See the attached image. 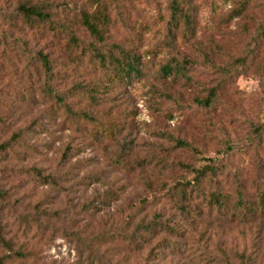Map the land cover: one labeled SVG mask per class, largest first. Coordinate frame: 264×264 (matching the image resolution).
Masks as SVG:
<instances>
[{
    "label": "rangeland",
    "instance_id": "1",
    "mask_svg": "<svg viewBox=\"0 0 264 264\" xmlns=\"http://www.w3.org/2000/svg\"><path fill=\"white\" fill-rule=\"evenodd\" d=\"M181 6L0 0V264H264V0Z\"/></svg>",
    "mask_w": 264,
    "mask_h": 264
},
{
    "label": "trees",
    "instance_id": "2",
    "mask_svg": "<svg viewBox=\"0 0 264 264\" xmlns=\"http://www.w3.org/2000/svg\"><path fill=\"white\" fill-rule=\"evenodd\" d=\"M185 2H188V0H172V18H171V22L169 24V32L172 31V27L177 28L178 27V23L180 21H184L185 25L187 26V28H191V13H187L183 11V7L181 6L184 5ZM17 11L19 12V14L23 17V19L26 22H46V21H51V17L50 14L48 12H46L44 10V8L41 5L38 4H30V3H21L17 6ZM83 25L86 26V28L88 29V31L97 39H102V32L101 29L98 26V21H104V22H108V19L106 17V15H102L101 13H99L97 16L94 15H90L88 13H83ZM105 25V24H104ZM41 60L43 62V65L46 69H49V61L46 58V55H41ZM123 64L118 67L119 73L121 75L127 76L129 74H131L132 72H137L138 68L137 65L139 64V58L135 55H127V53H125V55L123 56ZM120 60V58H119ZM163 71L168 72L170 71L169 67L163 66ZM214 95V90L208 93V96L206 97V99L204 100L205 105L211 103L212 97ZM199 103H201V101H199ZM178 143L183 144V145H187L186 142L177 140ZM5 144L0 145V149H4ZM210 166H203L201 168H198L195 170L196 172V178L195 181L192 183L191 188L188 187L190 185H186L183 186L180 189V193L183 196H186L188 192L192 193V192H200V186H199V179L201 178H205L207 175V169H209ZM189 184V183H188ZM191 184V183H190ZM211 197L214 200V203H219L221 204V194L220 193H211ZM264 204V199L263 202H261ZM239 206H243V203H239ZM237 206V205H236ZM1 261V260H0Z\"/></svg>",
    "mask_w": 264,
    "mask_h": 264
}]
</instances>
